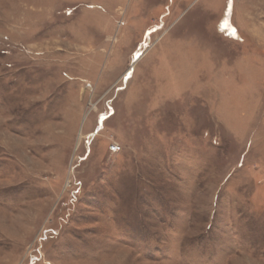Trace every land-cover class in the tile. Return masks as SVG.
<instances>
[{"label": "rangeland", "instance_id": "374dc122", "mask_svg": "<svg viewBox=\"0 0 264 264\" xmlns=\"http://www.w3.org/2000/svg\"><path fill=\"white\" fill-rule=\"evenodd\" d=\"M0 264H264V0H0Z\"/></svg>", "mask_w": 264, "mask_h": 264}, {"label": "built area", "instance_id": "2783aa9c", "mask_svg": "<svg viewBox=\"0 0 264 264\" xmlns=\"http://www.w3.org/2000/svg\"><path fill=\"white\" fill-rule=\"evenodd\" d=\"M112 150L117 152L118 150H120V146L113 145Z\"/></svg>", "mask_w": 264, "mask_h": 264}, {"label": "crops", "instance_id": "0c3cea01", "mask_svg": "<svg viewBox=\"0 0 264 264\" xmlns=\"http://www.w3.org/2000/svg\"><path fill=\"white\" fill-rule=\"evenodd\" d=\"M255 30H256V28H255ZM256 33H258V32L256 31Z\"/></svg>", "mask_w": 264, "mask_h": 264}]
</instances>
